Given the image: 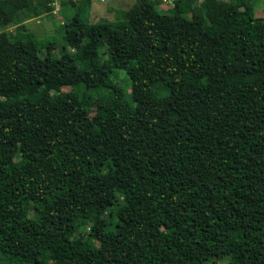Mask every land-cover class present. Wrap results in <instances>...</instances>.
I'll return each mask as SVG.
<instances>
[{
	"label": "trees",
	"instance_id": "16d2710c",
	"mask_svg": "<svg viewBox=\"0 0 264 264\" xmlns=\"http://www.w3.org/2000/svg\"><path fill=\"white\" fill-rule=\"evenodd\" d=\"M81 4L70 1L55 51L25 27L50 13L45 0H0V261L264 264V29L253 4L172 0L156 17L152 1L104 23L88 20L92 0ZM80 42L82 58L67 62ZM64 86L102 87L97 114L78 96L55 99ZM78 215L108 256L72 236Z\"/></svg>",
	"mask_w": 264,
	"mask_h": 264
},
{
	"label": "rangeland",
	"instance_id": "374dc122",
	"mask_svg": "<svg viewBox=\"0 0 264 264\" xmlns=\"http://www.w3.org/2000/svg\"><path fill=\"white\" fill-rule=\"evenodd\" d=\"M35 3L38 0H34ZM72 0H45L46 7L49 9L50 13L43 15L38 18H34L25 22V27L27 31L34 32L41 39H51L54 40L53 48L55 51L59 46L60 40L64 34V26L67 21H69L75 10L70 5ZM78 4H81L83 0H73ZM159 1V5L155 11V16L169 11L172 8V0H92V5L90 10L87 9V18L91 23H104V22H121L127 20L134 12L145 7L148 2ZM188 0H184V2ZM230 3L238 2L241 0H226ZM253 4L254 14L256 17L257 24L264 29V0H244ZM194 5L199 7L202 6L204 0H192ZM83 5V4H81ZM10 32L19 36L20 28L11 26L9 28ZM83 42H80L76 47L70 49L66 55V61L71 62L74 60H79L82 58V48ZM117 83L122 85L126 90V96L130 97V87L126 75L122 71H117ZM106 94L102 87L96 89L94 93H89L81 89H76L71 86H64L59 93L54 94L55 99H64L72 96H78L82 99L84 105L89 110L91 116H94L98 112V107L96 104L97 98L103 97ZM17 98H21L22 93H17L15 95ZM91 221L84 219L82 216L78 215L75 219V225L72 230L73 237H84L88 239L95 246L98 245L88 238V232L91 226ZM100 253L103 256H108L107 250L98 247ZM0 264H10L6 258H2ZM208 264H229V259L225 258L217 262H209Z\"/></svg>",
	"mask_w": 264,
	"mask_h": 264
}]
</instances>
